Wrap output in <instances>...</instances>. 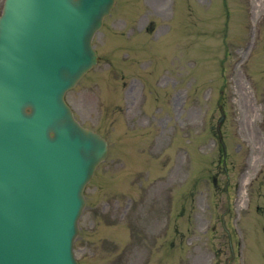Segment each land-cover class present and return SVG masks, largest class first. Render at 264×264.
I'll return each mask as SVG.
<instances>
[{"label": "rangeland", "instance_id": "374dc122", "mask_svg": "<svg viewBox=\"0 0 264 264\" xmlns=\"http://www.w3.org/2000/svg\"><path fill=\"white\" fill-rule=\"evenodd\" d=\"M127 1L138 7L137 0ZM171 1L140 0L143 12L130 30L126 28L130 22L114 14L95 38L102 59L93 78L67 95L79 120L103 132L112 147L113 161L102 167L98 183L87 190L89 203L80 220L76 254L83 261L85 256L95 257L87 264H114L113 258L116 264H125L116 257L123 256L122 248H114L110 238L117 244L128 242L129 230L116 239L119 233L113 226L121 232L127 229L128 199L135 204L147 192L145 206L153 213L146 210L145 215L142 209L137 224L146 242L127 252V264L161 259L163 264H203L220 247L217 242L216 252L209 254L203 242L214 243L226 233L222 219L229 230H236L237 215L246 213L250 204L253 211L246 218L257 221L245 229L257 231L251 237L252 260L260 254L259 245L264 246V239H259L264 236V0H227V37L222 0H186L189 22L180 30L175 52L168 41L165 48L160 45L159 53L167 62L130 50L131 44L123 41L133 37L150 43V52L156 53V41L149 38L158 39L167 31ZM106 34L115 39H106ZM188 40L194 42L191 49L184 45ZM114 48H119L118 57ZM180 56L186 57L183 63ZM112 96L115 103L110 102ZM220 107L226 113L221 127L228 147L227 171L216 136ZM120 162H125L124 168ZM205 231L207 237L201 238ZM195 241L199 249L192 247ZM108 244L111 256L103 254ZM160 244L162 250L149 253ZM224 248L226 252L219 253L221 264L232 256L227 245ZM98 252L102 261L96 258ZM259 260L256 264H264V254Z\"/></svg>", "mask_w": 264, "mask_h": 264}, {"label": "water", "instance_id": "95a60500", "mask_svg": "<svg viewBox=\"0 0 264 264\" xmlns=\"http://www.w3.org/2000/svg\"><path fill=\"white\" fill-rule=\"evenodd\" d=\"M37 0H22L16 3L15 10L17 13L14 18L9 16L8 12L1 23L2 40L9 42L12 47H16L15 56L20 73V84L23 85L26 79L23 73H31L34 70H41L52 63L57 57L56 51L62 47L63 42L69 45H75L76 48L89 54L87 61L82 64H71L70 69H79L74 76L68 73L52 71L48 78L51 80V88L48 97H43L45 91L39 88L40 82L33 88L39 90V93L33 96L34 101H27L18 106V101L14 102L13 107H6L5 117L8 121L15 118L19 123L3 140L5 144V153L0 157V163L7 165L26 164L24 159L27 158L21 149L13 155L21 137H25L22 127L27 124L33 128L34 134L45 144L48 151V157H54L51 162H38L34 159L29 167L34 170H48L49 165H56L57 159L60 158L64 167L58 172L55 181L61 186L62 191L54 188L52 179H48L51 174L44 172L42 180L38 184L39 196H33L34 201L26 207L23 203L21 207V217L5 225L0 224V264H77L74 259L72 247L73 241L78 233V219L85 205L83 189L86 182L91 178L97 164L106 157L107 145L103 139L96 134L88 132L87 136L77 132L80 140L75 141L76 137L73 131L70 132L69 126L76 130V125L71 121L70 112L59 113L54 110L57 116L51 122L46 123L48 119V110L56 105L57 99L61 96L60 103L64 106L62 93L67 87H72L82 74L96 63V56L91 49V38L94 32L101 26L103 16L108 14L112 7L113 0H99L92 3L88 0H61L69 7H74L79 13L80 32L75 28V37L77 42L72 39L66 40L64 35L68 31L62 28V22H59V16H47L46 13L42 18L39 16V8L44 6L38 5ZM52 0H46L50 2ZM61 1L58 2L61 4ZM96 1V0H95ZM80 2L82 4H80ZM51 7V5H50ZM39 16V17H38ZM31 23V24H30ZM57 26V28H55ZM25 29V33L23 30ZM23 47L30 48L29 54H23ZM10 50V49H9ZM20 58V59H19ZM64 57L60 60L62 62ZM52 66V65H51ZM57 76H61L59 83ZM62 88L63 90H58ZM19 90L14 85L1 83L0 90L3 91ZM22 90V89H21ZM17 96L20 97V91ZM50 102V103H49ZM51 105V108L48 106ZM8 105H11L9 102ZM31 112L28 113L27 109ZM3 107L0 106V112ZM1 114V113H0ZM18 114V115H17ZM26 119L21 122L20 117ZM44 120L42 126L36 123ZM23 124V125H22ZM19 129V130H18ZM49 131V136L47 134ZM56 131V138L51 135ZM68 152V154H67ZM11 158V159H10ZM4 159V160H3ZM20 160V161H17ZM32 170V169H31ZM1 177V176H0ZM33 203V204H32ZM27 208L25 211L24 209ZM23 212H25L23 214Z\"/></svg>", "mask_w": 264, "mask_h": 264}]
</instances>
